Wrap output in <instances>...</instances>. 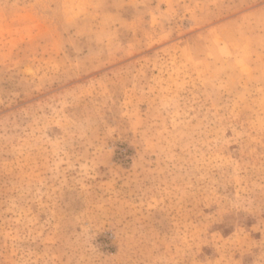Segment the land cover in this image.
I'll use <instances>...</instances> for the list:
<instances>
[{
    "label": "rangeland",
    "instance_id": "rangeland-1",
    "mask_svg": "<svg viewBox=\"0 0 264 264\" xmlns=\"http://www.w3.org/2000/svg\"><path fill=\"white\" fill-rule=\"evenodd\" d=\"M0 264H264V0H0Z\"/></svg>",
    "mask_w": 264,
    "mask_h": 264
}]
</instances>
